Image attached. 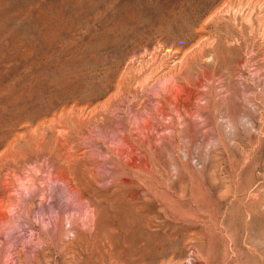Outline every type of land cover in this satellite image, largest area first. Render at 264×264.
<instances>
[{
    "label": "rangeland",
    "instance_id": "obj_1",
    "mask_svg": "<svg viewBox=\"0 0 264 264\" xmlns=\"http://www.w3.org/2000/svg\"><path fill=\"white\" fill-rule=\"evenodd\" d=\"M229 1L0 0V264H264V0Z\"/></svg>",
    "mask_w": 264,
    "mask_h": 264
},
{
    "label": "bare ground",
    "instance_id": "obj_2",
    "mask_svg": "<svg viewBox=\"0 0 264 264\" xmlns=\"http://www.w3.org/2000/svg\"><path fill=\"white\" fill-rule=\"evenodd\" d=\"M250 1V0H249ZM240 2V0L238 1V5L239 4H241V3H239ZM261 2V0H251V2H250V8L252 9L255 5H257V4H259ZM234 3H235V1L234 0H230L229 2H228V5L227 6H229V8L231 7L232 8V5H234ZM237 4V3H236ZM234 7V6H233ZM249 8V7H248ZM235 10V9H234ZM252 12V11H251ZM250 12V13H251ZM248 14V13H247ZM259 15V14H258ZM262 16H264V9L263 10H261V12H260V17H262ZM249 17V16H248ZM246 18V17H245ZM242 19V18H241ZM246 20V19H245ZM246 22V21H245ZM247 23V22H246ZM250 25H251V23H250ZM207 43V42H206ZM203 46V45H202ZM195 50V49H194ZM171 69V68H170ZM170 69H168V67L167 68H165V69H163V70H161L160 72H159V75H158V77H164L166 74H168L169 72H170ZM172 71V70H171ZM105 106V105H104ZM108 107V106H107Z\"/></svg>",
    "mask_w": 264,
    "mask_h": 264
}]
</instances>
